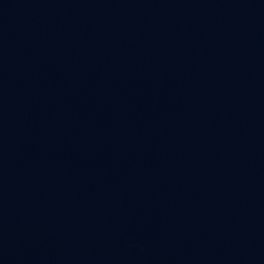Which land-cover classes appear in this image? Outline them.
<instances>
[{"label":"water","instance_id":"water-1","mask_svg":"<svg viewBox=\"0 0 264 264\" xmlns=\"http://www.w3.org/2000/svg\"><path fill=\"white\" fill-rule=\"evenodd\" d=\"M0 264H264V0H0Z\"/></svg>","mask_w":264,"mask_h":264}]
</instances>
